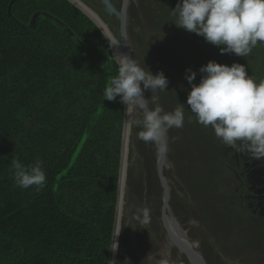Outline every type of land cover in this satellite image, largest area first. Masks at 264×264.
Masks as SVG:
<instances>
[{"label":"trees","instance_id":"trees-1","mask_svg":"<svg viewBox=\"0 0 264 264\" xmlns=\"http://www.w3.org/2000/svg\"><path fill=\"white\" fill-rule=\"evenodd\" d=\"M10 2L0 0V264H110L123 104L103 91L118 67L100 31L67 0H14L8 13ZM215 54L228 65L226 54ZM180 57V78L192 69L201 79L195 58ZM132 132L142 156L149 144L135 125ZM12 157L25 165L40 159L45 186L16 187ZM132 172L130 164L127 194L138 205ZM126 238L122 230L121 249Z\"/></svg>","mask_w":264,"mask_h":264},{"label":"rangeland","instance_id":"rangeland-1","mask_svg":"<svg viewBox=\"0 0 264 264\" xmlns=\"http://www.w3.org/2000/svg\"><path fill=\"white\" fill-rule=\"evenodd\" d=\"M81 1L91 7L87 0ZM113 2L119 9L121 0ZM178 2L179 0H129L125 15L131 57L145 71L148 69L154 75L163 72L169 81L166 91H144L149 108L159 104L166 112H170L178 103L185 104L184 126L169 129L166 134L162 173L170 190L169 207L207 264H264V234L261 230L254 227L242 229L239 224L233 225L234 222L230 218L234 217L226 215L224 208H220L223 203L219 197L221 187H217L215 183L220 173L213 174L211 166L215 163L209 164V152L210 154L213 152L209 150L207 129L211 126L205 128L196 122L194 114L186 104L190 85L185 78H180L177 72L183 70L178 67L180 59H185L180 57L182 52L190 58H195L194 65H198L199 69L208 61L217 58L218 54L213 55V52L216 48L219 52V48L207 43L203 37L174 24L177 17L173 15L172 9ZM153 7H158L157 14ZM100 18L117 39L119 28L117 20H109L104 16ZM178 57L180 59H177ZM233 58L236 61H230L229 66L233 62L243 64L248 74L253 75L255 80H264V44L258 43L247 57L234 55ZM151 62L154 66H150ZM261 67L262 71L259 72L258 69ZM199 81L200 79L195 78L193 83L198 84ZM136 118L142 119V115L133 113V119ZM133 126L126 146L125 163L126 166L127 163L128 166L133 164L131 177L136 195L133 191L131 194L137 199L138 205H131L127 194L129 192L127 166L124 206L118 223L116 242L119 241L122 230H126L127 238L125 247L121 249L118 245L115 250L114 260L116 264H159L165 248L162 230L156 222L161 205V187L159 185L158 188L156 184L158 178L155 168L158 146L147 143L149 148L140 156L131 144ZM137 129L141 130L138 127ZM150 162L152 171L144 167ZM153 187H156V192L153 191ZM148 205L153 207V213L150 222L142 224V210L149 209ZM232 212L233 215L236 214V210ZM135 216L139 217L138 221L135 220ZM145 234L146 237L143 236ZM204 253L209 254L208 258ZM167 259L169 264H187L184 257L172 248Z\"/></svg>","mask_w":264,"mask_h":264},{"label":"clouds","instance_id":"clouds-1","mask_svg":"<svg viewBox=\"0 0 264 264\" xmlns=\"http://www.w3.org/2000/svg\"><path fill=\"white\" fill-rule=\"evenodd\" d=\"M172 13L177 17L174 23L177 27L203 37L217 46L221 54L247 57L258 43L264 44V0H179ZM109 46L119 45L112 40ZM117 63V74L104 88L105 99L114 101L119 97V102L125 105V126L140 128V140L164 150L166 144L161 143V138L166 137L169 129L184 126L185 104L178 103L170 112L159 104L149 108L144 91H166L169 83L166 76L163 72L154 75L148 69L145 71L131 56L122 53ZM198 71L202 74L198 84L193 83L195 71L186 69L185 75L190 85L186 104L196 122L205 128L211 126L215 137L237 153L264 159V80H255L245 65L236 62L229 66L210 60ZM133 113L142 115V119H133ZM10 174L15 186L21 189L34 186L40 190L47 181L40 159L25 165L12 157ZM142 217V224L150 222L149 209L142 210ZM112 243L114 247L110 249L115 251L118 243L114 239ZM159 264L169 261L163 258Z\"/></svg>","mask_w":264,"mask_h":264},{"label":"flooded vegetation","instance_id":"flooded-vegetation-1","mask_svg":"<svg viewBox=\"0 0 264 264\" xmlns=\"http://www.w3.org/2000/svg\"><path fill=\"white\" fill-rule=\"evenodd\" d=\"M233 56L226 54L222 60L229 64L236 61ZM258 70L261 72L262 67ZM209 146L213 147V153L209 152V164L215 163L211 170L213 174L220 173L215 181L217 187H221L219 197L223 203L220 208H224L226 215L234 217L230 218L233 225L239 224L242 229L254 227L264 234V159L255 160L247 153H237L218 139ZM232 210H236V214L233 215ZM118 229L119 226L115 235Z\"/></svg>","mask_w":264,"mask_h":264},{"label":"water","instance_id":"water-1","mask_svg":"<svg viewBox=\"0 0 264 264\" xmlns=\"http://www.w3.org/2000/svg\"><path fill=\"white\" fill-rule=\"evenodd\" d=\"M67 1L71 5H73L76 9H78L84 16H86L96 26V28L100 31L101 34L103 33L102 30L95 24V22L85 12L79 9L71 1L69 0ZM92 1L99 6L100 12L105 14L107 19L117 20L119 28H118V38L117 39L115 38V41L119 45L118 49L120 53L131 56V50L129 47L127 32H126V16H125L126 10L129 4V0H121V6L119 9L116 8L113 0H92ZM13 2L14 0H11V2L8 5V8H7L8 13H10L11 5ZM36 15L37 13L31 17L30 25H33ZM102 36L105 38V40L107 41L109 45V41L104 35V33ZM109 48L112 54V58L118 67V63L113 56L111 46H109ZM124 106L125 105L123 104V120H124ZM161 143L166 144V137L161 138ZM165 151H166V148L164 150H160L158 148L156 157H155V168H156L158 182L161 187V200H160L161 205L159 209V218L156 219L157 225L162 230L163 236L166 237V239L169 241L172 249H175L180 255H182L184 259L186 260L187 264H207L203 256L201 255V253L197 250L196 244H194L188 238L186 232L182 229V227L180 226L178 222H176L175 224L176 218L173 216L171 209L169 207L170 190H169L168 184L162 173L163 167H164ZM119 166H120V160H119ZM118 178H119V167H118ZM117 192H118V181H117ZM117 192H116V203H115V216H116V209H117ZM113 236H114V231L112 234V241H113ZM112 241H111V245H112ZM109 262H110V251H109Z\"/></svg>","mask_w":264,"mask_h":264},{"label":"bare ground","instance_id":"bare-ground-1","mask_svg":"<svg viewBox=\"0 0 264 264\" xmlns=\"http://www.w3.org/2000/svg\"><path fill=\"white\" fill-rule=\"evenodd\" d=\"M72 3H74L79 9H81L83 12H85L94 22L95 24L102 30L108 41L115 40L113 35L111 34V31L109 30L107 24L99 17V15L91 9L89 6L84 4L81 0H69ZM112 48V53L116 61L118 60L119 56V49L118 47H111ZM124 112H125V106H124ZM130 130L131 126L126 127L125 126V117L123 120V128L121 132V148H120V166H119V181H118V193H117V209H116V216H115V231H114V236L116 234V229L118 228V223L120 220V216L122 215L123 211V206H124V200L125 199V172H126V163H125V157H126V146L129 141L130 137ZM113 236V237H114ZM115 241V237L113 238ZM164 243V253H163V258H167L170 249L172 248L169 241L165 238L163 241ZM118 243V242H117ZM112 247H114L112 243ZM114 252L111 250V261L114 260Z\"/></svg>","mask_w":264,"mask_h":264}]
</instances>
